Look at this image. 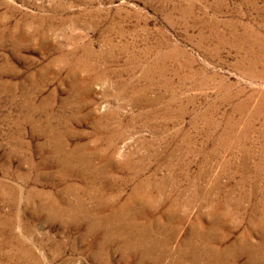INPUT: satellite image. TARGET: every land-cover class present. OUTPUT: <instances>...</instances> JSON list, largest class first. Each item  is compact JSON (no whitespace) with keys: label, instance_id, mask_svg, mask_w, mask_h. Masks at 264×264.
Listing matches in <instances>:
<instances>
[{"label":"rangeland","instance_id":"1","mask_svg":"<svg viewBox=\"0 0 264 264\" xmlns=\"http://www.w3.org/2000/svg\"><path fill=\"white\" fill-rule=\"evenodd\" d=\"M0 264H264V0H0Z\"/></svg>","mask_w":264,"mask_h":264},{"label":"bare ground","instance_id":"2","mask_svg":"<svg viewBox=\"0 0 264 264\" xmlns=\"http://www.w3.org/2000/svg\"><path fill=\"white\" fill-rule=\"evenodd\" d=\"M260 58V57H259Z\"/></svg>","mask_w":264,"mask_h":264}]
</instances>
